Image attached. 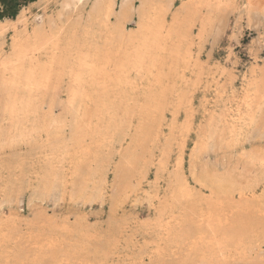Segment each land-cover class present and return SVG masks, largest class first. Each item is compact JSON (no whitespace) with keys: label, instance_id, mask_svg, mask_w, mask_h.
Masks as SVG:
<instances>
[{"label":"rangeland","instance_id":"obj_1","mask_svg":"<svg viewBox=\"0 0 264 264\" xmlns=\"http://www.w3.org/2000/svg\"><path fill=\"white\" fill-rule=\"evenodd\" d=\"M60 1L0 0V264H264V0L200 9L174 76L77 84L50 52V82L13 83L17 36Z\"/></svg>","mask_w":264,"mask_h":264},{"label":"bare ground","instance_id":"obj_2","mask_svg":"<svg viewBox=\"0 0 264 264\" xmlns=\"http://www.w3.org/2000/svg\"><path fill=\"white\" fill-rule=\"evenodd\" d=\"M177 1L181 2V5L174 11ZM222 4V0H61L56 15L36 21L31 28L25 27L17 36L24 41L19 47L13 45V54L20 58V61L12 73L16 81L12 78L10 82H18L22 74H26L29 81H35V85L48 82L49 67L53 65L50 62L42 63L40 56L50 52L52 55L49 60L57 65L60 71L65 66L72 69L73 66L70 65L79 68L80 72L75 80L77 84L85 71L89 74L98 73L102 77L105 76V79L116 75L115 80L122 84L124 76L132 70L142 71L144 66L156 65L159 61L161 71L167 68L168 73L171 72L174 76L179 65L186 67L188 61L189 51L184 52V48L185 42L192 36H189L190 24L201 14L200 9L220 8ZM77 13L76 19H72V15ZM132 22L136 24L135 29L128 28ZM3 24L0 22V28ZM94 25L105 33V41L101 45L91 41L89 28ZM166 54L169 61L162 63L161 57ZM26 61L33 64L37 72H25ZM8 65L7 62L1 65L4 72ZM197 66L198 64L195 65ZM77 97V90H72L71 99L75 100ZM93 100L99 107L107 106L101 103L103 98L100 95L95 96Z\"/></svg>","mask_w":264,"mask_h":264}]
</instances>
